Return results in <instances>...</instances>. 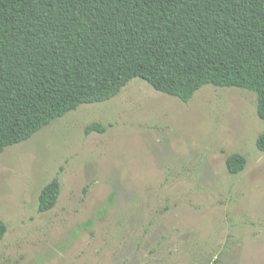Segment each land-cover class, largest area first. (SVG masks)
I'll use <instances>...</instances> for the list:
<instances>
[{
  "label": "rangeland",
  "instance_id": "1",
  "mask_svg": "<svg viewBox=\"0 0 264 264\" xmlns=\"http://www.w3.org/2000/svg\"><path fill=\"white\" fill-rule=\"evenodd\" d=\"M94 121L108 130L86 134ZM263 132L257 94L239 87L184 102L134 78L81 104L0 155V264H264ZM55 177L58 202L40 212Z\"/></svg>",
  "mask_w": 264,
  "mask_h": 264
},
{
  "label": "trees",
  "instance_id": "2",
  "mask_svg": "<svg viewBox=\"0 0 264 264\" xmlns=\"http://www.w3.org/2000/svg\"><path fill=\"white\" fill-rule=\"evenodd\" d=\"M134 78L184 102L206 84L248 89L264 120V0H0V155ZM108 127L94 121L85 133ZM226 163L237 174L247 158ZM60 194L55 177L39 211ZM7 232L0 219V242Z\"/></svg>",
  "mask_w": 264,
  "mask_h": 264
}]
</instances>
